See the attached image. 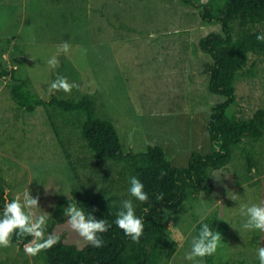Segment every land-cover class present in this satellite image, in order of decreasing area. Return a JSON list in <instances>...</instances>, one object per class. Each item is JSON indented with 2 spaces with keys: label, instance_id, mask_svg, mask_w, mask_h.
I'll return each mask as SVG.
<instances>
[{
  "label": "rangeland",
  "instance_id": "obj_1",
  "mask_svg": "<svg viewBox=\"0 0 264 264\" xmlns=\"http://www.w3.org/2000/svg\"><path fill=\"white\" fill-rule=\"evenodd\" d=\"M213 31L219 27L202 23L197 10L181 0H0V64L30 78L44 100L57 94L50 84L58 75L77 83L79 88L62 95H93L96 111L115 127L124 151L161 146L175 167H184L192 153L211 152L206 124L220 98L207 90L203 64L209 57L194 47ZM63 42L69 51L58 53ZM53 57L54 67L48 64ZM9 78L0 77V176L8 197L22 198L29 191L39 197L36 215L49 216L61 198L74 203L78 192L106 190L129 199L122 167L93 157L76 118L42 107L32 115L19 111L6 88ZM259 109H264V56L250 54L230 112L250 118ZM246 149L255 164L247 166L236 152L230 165L212 173V194L193 197L184 213L164 209L157 218L175 244L167 264H205L200 257L189 261L185 256L196 224L213 214L221 241L212 264L258 259L264 232L243 229L240 206L264 205V140ZM52 233L79 248L87 244L66 216ZM0 264L43 262L10 246L0 247Z\"/></svg>",
  "mask_w": 264,
  "mask_h": 264
},
{
  "label": "trees",
  "instance_id": "obj_2",
  "mask_svg": "<svg viewBox=\"0 0 264 264\" xmlns=\"http://www.w3.org/2000/svg\"><path fill=\"white\" fill-rule=\"evenodd\" d=\"M181 2L196 9L202 23L219 27V31L200 38L194 47L209 57V61L203 64V72L208 76L207 90L210 95L220 98L211 105L207 118L206 132L211 152L192 153L184 167H175L161 146H148L144 152L124 151L115 127L106 116L96 111L93 95L65 97L57 91L49 100H44L34 90L30 78L18 77L14 71L9 72L0 64V77L10 76L6 88L19 111L32 115L42 107L47 112L52 109L62 115L74 116L80 136L93 157L97 161L120 165L128 187L130 177H136L149 196L148 202L141 203L129 193L135 214L144 224L143 234L137 243L114 223L121 202L129 199L106 190L78 192L73 198L77 207L86 215L91 212L97 219H105L111 225L107 232L100 234L104 246L95 248L87 243L79 248L59 239L51 249L38 254L43 264H167L175 253V244L166 225L157 221L162 211L184 213L193 197L212 194V173L230 165L236 152L244 156L247 166L255 164L252 152L246 146L264 140V109L255 111L250 118H237L230 109L236 102V82L247 66L248 56H264V42L256 39L257 35L264 34V0H222L219 4H213L212 0ZM49 117L53 124L52 116ZM214 145H219V151ZM6 186L0 176V212L3 211ZM160 193L164 195L161 201L156 199ZM68 205L66 198L58 201L47 219L45 237L53 234L54 227L64 222V211ZM145 208L149 211L145 212ZM202 224H208L215 232L216 215L196 224V236ZM30 239L25 237L17 242L13 236L11 246L21 249ZM201 259L205 264H212L214 254ZM252 264H259V260Z\"/></svg>",
  "mask_w": 264,
  "mask_h": 264
},
{
  "label": "clouds",
  "instance_id": "obj_3",
  "mask_svg": "<svg viewBox=\"0 0 264 264\" xmlns=\"http://www.w3.org/2000/svg\"><path fill=\"white\" fill-rule=\"evenodd\" d=\"M258 41L264 42V34L257 35ZM70 45L63 42L58 46V53L69 51ZM49 66H56L58 61L53 57L48 61ZM73 88H79L75 82L69 83L63 76L57 78L50 84V91H63L70 93ZM219 151V145H214ZM163 174V173H162ZM130 195L141 203L149 201L148 194L144 191V185L136 177H130ZM3 196V211L0 212V247L7 248L12 244L13 236L17 242L25 237H31L28 243L24 244L23 250L26 255L36 256L41 251L51 249L59 242V237L49 234L45 237V228L49 214L43 213L36 215L35 209L39 208V197H33L29 191L22 195L8 199V189H5ZM164 195H157V200H163ZM235 197H233L234 199ZM145 212L149 208L144 209ZM240 214L246 217L242 227L245 230H259L264 232V205L251 204L241 205ZM64 215L67 217V223L79 237L95 248L104 246V241L100 234L109 230L111 225L105 219H97L89 212L87 215L84 210L77 207L75 203H69L65 208ZM115 225L121 229L124 234L133 242H139L143 234L144 224L141 218L135 214L132 200H123L120 209L116 213ZM169 229L176 232L175 227L169 226ZM221 235L213 231L208 224H202L198 236L191 242V249L186 253L185 258L189 261L197 257L203 258L211 256L217 251ZM257 255L259 264H264V247L258 245Z\"/></svg>",
  "mask_w": 264,
  "mask_h": 264
},
{
  "label": "water",
  "instance_id": "obj_4",
  "mask_svg": "<svg viewBox=\"0 0 264 264\" xmlns=\"http://www.w3.org/2000/svg\"><path fill=\"white\" fill-rule=\"evenodd\" d=\"M205 0H201V2H204Z\"/></svg>",
  "mask_w": 264,
  "mask_h": 264
}]
</instances>
